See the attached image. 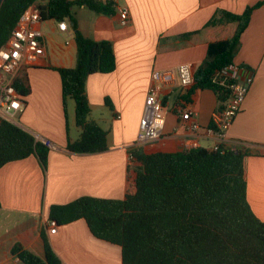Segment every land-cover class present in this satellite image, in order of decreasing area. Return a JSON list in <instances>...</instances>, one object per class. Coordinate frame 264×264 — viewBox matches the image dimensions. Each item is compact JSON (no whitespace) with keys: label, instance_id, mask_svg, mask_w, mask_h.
<instances>
[{"label":"crops","instance_id":"obj_1","mask_svg":"<svg viewBox=\"0 0 264 264\" xmlns=\"http://www.w3.org/2000/svg\"><path fill=\"white\" fill-rule=\"evenodd\" d=\"M112 1V15L83 6L71 8L75 29L90 40L110 42L115 56L112 72L93 73L85 81L88 119L107 132L106 150L100 153L72 154L65 148L67 138L76 140L80 129L74 122L73 100H66L64 115L61 81L55 69L75 66V29L68 21H64L65 31H60L53 20L38 25L44 55L37 65L20 73L17 82L25 94L10 123L35 140L49 141L50 147L45 171L33 156L0 168V264H22L10 254L15 243L42 257L41 234L61 264H122L120 247L94 238L83 219L59 224L56 232L49 234V207L85 196L123 200L131 148L145 155L191 150L193 137L186 133V122L177 117L181 103L196 114L201 128L195 139L197 146L209 147L212 142L203 131L221 104L210 89L193 90L192 86H174L163 93L167 113L160 138L153 143L136 142L149 74L185 63L195 71L207 47L202 41L186 46V35L200 30L217 10L238 15L262 0ZM46 2L36 0L35 5ZM120 7L129 11L125 26L118 24ZM239 41L233 62L252 73V83L227 131V145L248 153L244 164L246 200L252 214L264 221V5L251 12Z\"/></svg>","mask_w":264,"mask_h":264},{"label":"trees","instance_id":"obj_2","mask_svg":"<svg viewBox=\"0 0 264 264\" xmlns=\"http://www.w3.org/2000/svg\"><path fill=\"white\" fill-rule=\"evenodd\" d=\"M35 2L1 0L0 47L23 10ZM74 5L101 15L114 14L112 0H47L36 7L41 21H68L75 29ZM262 5L264 0L238 15L217 10L200 30L186 35V46L202 41L207 47L193 72V90L215 92L210 75L233 62L251 12ZM75 43V66L55 69L61 81L64 115L66 100H73L74 122L80 129L76 140L67 138L65 148L72 154L100 153L106 150L107 132L88 119L85 81L90 74L112 72L115 56L110 42L90 40L76 29ZM21 87L14 84L24 95ZM216 98L220 103L224 94ZM48 152L49 147L27 131L0 121V168L33 156L45 171ZM131 153L134 159L128 163L123 200L85 196L50 206L48 218L57 225L83 219L94 238L120 247L122 264H264V221L252 214L246 200V151L197 147L171 153ZM41 238L42 257L20 243L11 246L10 254L22 264H61L46 237L41 234Z\"/></svg>","mask_w":264,"mask_h":264},{"label":"built area","instance_id":"obj_3","mask_svg":"<svg viewBox=\"0 0 264 264\" xmlns=\"http://www.w3.org/2000/svg\"><path fill=\"white\" fill-rule=\"evenodd\" d=\"M119 25L125 26L129 22V11L125 7L117 9ZM41 21L40 13L35 4L27 6L11 32L8 40L0 47V121L11 122L10 116L22 107L21 95L14 88L20 73L25 67L37 65L44 55L41 44V33L38 25ZM66 23L59 22L60 31L66 30ZM193 66L189 63L181 64L171 69H154L149 74V88L144 97L143 115L139 119L137 143H153L160 138L167 110L162 101L163 93L170 88L191 87L194 84ZM210 83L215 88V96L224 94V100L210 117V124L204 129L203 135L212 142L206 147L208 150L217 151L232 147L227 145V131L233 119L240 111L241 105L252 83V73L234 62L212 72ZM180 122H186V133L193 137L191 149L197 148V137L200 126L195 120L196 114L186 104L181 103L177 110ZM46 146L50 142L43 140ZM128 153V163L134 157ZM49 234H54L57 223L48 220L46 223Z\"/></svg>","mask_w":264,"mask_h":264},{"label":"rangeland","instance_id":"obj_4","mask_svg":"<svg viewBox=\"0 0 264 264\" xmlns=\"http://www.w3.org/2000/svg\"><path fill=\"white\" fill-rule=\"evenodd\" d=\"M44 1H46V0H38L39 3H42V2H44ZM72 14H73V12H72ZM73 18H75L74 15H73ZM74 20H75V19H74Z\"/></svg>","mask_w":264,"mask_h":264},{"label":"water","instance_id":"obj_5","mask_svg":"<svg viewBox=\"0 0 264 264\" xmlns=\"http://www.w3.org/2000/svg\"><path fill=\"white\" fill-rule=\"evenodd\" d=\"M0 2H1V0H0Z\"/></svg>","mask_w":264,"mask_h":264}]
</instances>
